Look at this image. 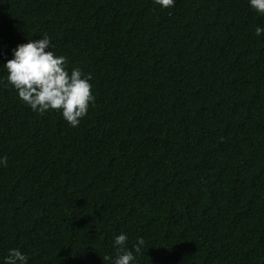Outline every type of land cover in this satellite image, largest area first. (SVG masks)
<instances>
[{
	"label": "trees",
	"instance_id": "1",
	"mask_svg": "<svg viewBox=\"0 0 264 264\" xmlns=\"http://www.w3.org/2000/svg\"><path fill=\"white\" fill-rule=\"evenodd\" d=\"M264 15L248 0H0V78L48 35L92 74L78 126L0 85V258L264 264Z\"/></svg>",
	"mask_w": 264,
	"mask_h": 264
},
{
	"label": "clouds",
	"instance_id": "2",
	"mask_svg": "<svg viewBox=\"0 0 264 264\" xmlns=\"http://www.w3.org/2000/svg\"><path fill=\"white\" fill-rule=\"evenodd\" d=\"M161 8H170L175 0H154ZM249 7L264 15V0H248ZM255 35H264V26H256ZM54 45L48 35L39 39H27L12 49L10 59L3 64L6 78H0V85H11L18 98L38 113L59 110L62 117L73 127L87 115L94 103L92 74L84 73L79 67L69 70L67 57L53 51ZM128 235L121 232L112 241L115 255L103 256L109 264H136V255L145 245L143 237L127 247ZM28 255L19 248L8 249L0 258V264H28Z\"/></svg>",
	"mask_w": 264,
	"mask_h": 264
}]
</instances>
